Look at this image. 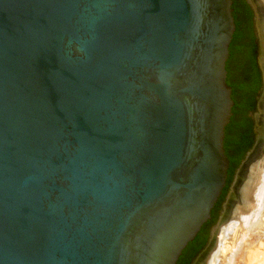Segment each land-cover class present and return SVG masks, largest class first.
<instances>
[{"label":"water","instance_id":"1","mask_svg":"<svg viewBox=\"0 0 264 264\" xmlns=\"http://www.w3.org/2000/svg\"><path fill=\"white\" fill-rule=\"evenodd\" d=\"M264 157V0H0V264H207Z\"/></svg>","mask_w":264,"mask_h":264},{"label":"bare ground","instance_id":"2","mask_svg":"<svg viewBox=\"0 0 264 264\" xmlns=\"http://www.w3.org/2000/svg\"><path fill=\"white\" fill-rule=\"evenodd\" d=\"M263 158L264 157L258 160L250 168L248 175L239 190V197H240V201L242 205L236 204L232 209L230 220L227 223L219 227V230L217 233L216 248L210 253L207 259V264H234L235 256L237 257V253L240 254V252L238 251L240 250L242 246H244L242 245L244 239L247 238V236L251 234L253 230L257 229L258 227H259L258 229L261 228L260 227L261 223L259 222L260 220L258 221V219L259 217L261 218L260 216L262 215L261 211L262 209H264L263 208L264 206V164H262L261 167L260 165L256 167L249 182L248 183H245V182L249 176L250 171H252L251 169L254 168V166L259 161H261ZM253 206H255V210ZM251 242L249 244H251ZM262 258L263 259L260 260L261 262L259 261L260 262L259 264H264V257L262 256ZM253 261H256V260L253 259Z\"/></svg>","mask_w":264,"mask_h":264},{"label":"rangeland","instance_id":"3","mask_svg":"<svg viewBox=\"0 0 264 264\" xmlns=\"http://www.w3.org/2000/svg\"><path fill=\"white\" fill-rule=\"evenodd\" d=\"M262 164H264V158L261 160V161H259L255 166H254V168H252L251 170L252 171H250V173H249V176H248V178H247V180H246V182L245 183H248L249 182V180L251 179V176H252V174H253V172H254V170H255V168L256 167H258L259 165H260V167L262 166ZM255 205V204H254ZM254 207V210H255V206H253ZM252 207V208H253ZM251 208V209H252ZM263 208H264V206H263ZM264 209H262V211H261V214L262 215H260L261 216V218L259 217V219H258V221L261 223H259L260 224V229H258L259 227L258 226H256V227H258L257 229H255V230H253V232H251V234H249L248 236H247V238H245L244 239V241H243V243H242V245H244V246H242L241 248H240V250L238 251V252H240V254L239 253H237V257L235 256V259H234V264H259L261 261L260 260H262L263 258H262V256L264 257V230H262V229H264V211H263ZM252 211V210H251ZM231 221H232V219H231ZM257 223V224H258ZM258 224V225H259ZM261 231V232H260ZM260 233V234H259ZM262 237H261V236ZM257 236V237H256ZM254 237V238H253ZM250 240H249V239ZM246 239H248V240H246ZM259 239H260V241H259ZM263 239V240H262ZM253 240V241H252ZM245 241H247V242H245ZM252 241V242H251ZM251 242V244H249ZM253 242H255V243H253ZM247 244V245H246ZM251 245V246H250ZM261 246V247H260ZM249 247V248H248ZM246 249V250H245ZM250 249V250H249ZM252 250V251H251ZM245 252V253H244ZM253 252V253H252ZM262 253H263V255H262ZM239 255V256H238ZM252 255H254V256H252ZM250 256V257H249ZM261 256V257H260ZM240 258H241V260H240ZM253 259H255L256 261H257V263H256V261H253ZM238 261V262H237ZM241 261V262H240ZM260 261V262H259ZM244 262V263H243ZM248 262V263H247Z\"/></svg>","mask_w":264,"mask_h":264}]
</instances>
